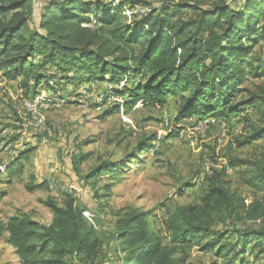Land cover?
Segmentation results:
<instances>
[{"label": "trees", "instance_id": "1", "mask_svg": "<svg viewBox=\"0 0 264 264\" xmlns=\"http://www.w3.org/2000/svg\"><path fill=\"white\" fill-rule=\"evenodd\" d=\"M121 5L115 0H47L42 5L0 0L1 76L32 89L28 99L40 95L43 86L54 90L86 81L108 83L105 99L124 96L129 109L137 104L164 108L172 97L179 101L176 124L240 117L245 134L234 145L243 149L264 141V50L261 58L249 59L264 41V0H215L206 9L180 2L130 23L122 21ZM249 79L258 82L253 89L245 87ZM249 109L259 111V118L253 119ZM119 110L112 106L106 115ZM154 143L155 138L143 140L141 152ZM31 151L5 167L9 181L23 173L22 161ZM88 157L73 156L77 175ZM229 166L244 169L238 172L240 182L259 197L246 200L226 181V169L211 170L200 185L199 203L168 212L167 238L157 234L149 213L132 210L119 219L113 234L115 264H195L194 249L213 256L211 264H249L248 258L264 257V159L234 157ZM124 171L106 161L81 177L87 182L119 178ZM34 179L26 187L29 192L50 187ZM54 192L44 202L53 214L50 225L19 213L0 223V235L8 234L22 264H107L109 255L76 195L59 190L56 197Z\"/></svg>", "mask_w": 264, "mask_h": 264}, {"label": "rangeland", "instance_id": "2", "mask_svg": "<svg viewBox=\"0 0 264 264\" xmlns=\"http://www.w3.org/2000/svg\"><path fill=\"white\" fill-rule=\"evenodd\" d=\"M36 1L42 5L47 0ZM214 1L115 0V4H122V21L130 23L133 17L163 5L187 2L206 9ZM260 24L264 26V19ZM263 50L264 41L255 47L249 59L261 58ZM257 83L249 79L245 87L253 89ZM20 84L19 80L8 83L0 74V98L7 95L11 99L9 102L0 99V168L12 164L22 152L32 150L28 160L22 161L23 173L12 181L5 171H0V223L24 213L48 226L53 214L44 202L55 196L56 187L69 189L87 212L85 217L95 226L104 252L109 255L106 263L115 264L117 250L113 234L117 221L132 210L149 213V221L157 234L167 238L164 224L168 212L177 206L200 202L203 187L195 186L194 182L207 167L212 171L226 169V181L246 200L259 197L240 182L238 172L244 169L234 170L229 166L234 157L252 161L264 159V141L243 149L234 145V140L245 134L240 117L224 123L216 118L202 120L201 128H206L199 130L195 119L176 124L179 101L172 97L168 98L164 108L137 104L129 109L120 105L115 114L106 115L113 106L105 100V90L110 85L86 81L78 86H58L54 90H48V86L37 88L41 94H52L51 98H64L70 103L58 111L44 112L46 122L39 127L35 121L27 122L19 116L23 100L34 94L32 89H21ZM53 87H56L55 83ZM100 93L104 96L99 100ZM248 113L253 119L259 118V111L249 109ZM206 122L208 124L204 125ZM180 128L186 129L184 136L180 134ZM151 138H155L156 143L149 151L141 152L140 143ZM79 154L89 156L81 165L82 177L106 161L120 164L125 171L119 178L106 177L87 182L77 175L72 164L73 156ZM32 177L35 178L34 184L50 182V187L29 192L26 187L31 184ZM63 201L62 197L57 200L59 204ZM248 225L259 227L258 223ZM7 240V233L0 235V264H22ZM191 256L195 264L215 261L213 256L196 249ZM248 262L264 264V257L259 260L251 257Z\"/></svg>", "mask_w": 264, "mask_h": 264}, {"label": "built area", "instance_id": "3", "mask_svg": "<svg viewBox=\"0 0 264 264\" xmlns=\"http://www.w3.org/2000/svg\"><path fill=\"white\" fill-rule=\"evenodd\" d=\"M50 86L53 87L52 86V82H50ZM51 96H52V94L48 95V94L42 93L40 95H37L33 99L23 100V109H22L21 112H19L20 118H23V120H25L27 122H30L31 120L35 121L37 123V125L39 127H41V125H44L45 122H46V118L44 116V112H50V111H54V110L58 111V110H60V109H62L64 107L68 106V104H70L69 102H67V100H63L64 98H61V99L58 100L55 97L51 98ZM103 96H104L103 93H100L99 96H97V97L100 100V97H103ZM105 100H107V103L109 102V104H111L113 106H116V105H120V104H122L124 102V97L120 96V95H112L108 99H105ZM207 119H211V118H207ZM207 119H204L203 121H205ZM201 124H203L201 121L197 122V126H199V128H197V130L206 128V126L201 128L202 127ZM207 124H208V122H206V124H204V125H207ZM223 125L225 126V129H226V127H227L226 123L223 124ZM185 132H186L185 128L180 130V134L182 136H184ZM197 140L198 139H196V141ZM0 171H5V167H4V169L0 168ZM210 174H211L210 167H207L204 170V173H202L195 180L194 184L197 185V186H200L204 182L206 175L208 176ZM59 190L71 192L69 189H65L64 190V189H61L59 187H56L55 188V191H57L56 192V197L60 196L59 195ZM86 214H87V212L84 215H86Z\"/></svg>", "mask_w": 264, "mask_h": 264}, {"label": "crops", "instance_id": "4", "mask_svg": "<svg viewBox=\"0 0 264 264\" xmlns=\"http://www.w3.org/2000/svg\"><path fill=\"white\" fill-rule=\"evenodd\" d=\"M15 82V81H14ZM14 82H8V83H14ZM97 83V85H103L104 83H99V82H96ZM1 100H4V101H7V102H9L11 99L10 98H7V95H5V98H4V96H2V98H0ZM193 119H195V118H193ZM196 120V119H195ZM185 121H187V120H185ZM190 121V120H189Z\"/></svg>", "mask_w": 264, "mask_h": 264}, {"label": "clouds", "instance_id": "5", "mask_svg": "<svg viewBox=\"0 0 264 264\" xmlns=\"http://www.w3.org/2000/svg\"><path fill=\"white\" fill-rule=\"evenodd\" d=\"M124 97V96H123ZM125 97H124V102L122 103V104H120V105H122V107L124 106V103H125ZM120 105H116V106H120ZM207 119V118H206ZM183 129V128H182Z\"/></svg>", "mask_w": 264, "mask_h": 264}, {"label": "bare ground", "instance_id": "6", "mask_svg": "<svg viewBox=\"0 0 264 264\" xmlns=\"http://www.w3.org/2000/svg\"><path fill=\"white\" fill-rule=\"evenodd\" d=\"M53 83H54V82H52V86H53Z\"/></svg>", "mask_w": 264, "mask_h": 264}]
</instances>
